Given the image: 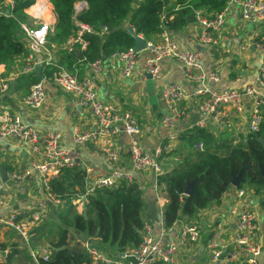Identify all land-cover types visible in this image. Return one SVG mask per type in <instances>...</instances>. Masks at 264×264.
<instances>
[{
	"label": "built area",
	"instance_id": "2783aa9c",
	"mask_svg": "<svg viewBox=\"0 0 264 264\" xmlns=\"http://www.w3.org/2000/svg\"><path fill=\"white\" fill-rule=\"evenodd\" d=\"M14 0L0 2V17L11 16L14 10ZM237 8L241 17L250 22L264 21V0H228L222 10L212 18H207L200 11H193L194 18L199 23L197 31L198 44L203 47H211L215 44L213 31L220 28L228 8ZM86 7L84 0H78L74 4V13H78ZM28 15V23H20L24 32L23 41L26 46V54L21 57V68L30 73L36 66L46 67L50 70L49 78L58 88L73 96L75 106L88 108L94 119V130L91 133L74 134L73 145L64 147L60 142V134L54 131H42L36 127L24 124L18 114L8 110H0V139L14 138L21 145L28 148L33 159L30 169L19 173L13 171L9 175L12 182L23 181L32 170L39 175L43 186L47 190L49 180L56 176L64 168L78 167L77 147L85 140L94 138L98 142V151L101 158L107 164L120 162V151L117 139H123L124 152L128 157L127 167L112 168L107 174L97 176L87 182L85 190L71 199V203L79 212L89 203L90 197L99 189L113 188L121 183L135 182L136 175L150 171L155 177L162 174L165 168L162 165L163 156L173 149V142L177 139L176 126L186 116L187 106L184 101L199 99V112L201 118L196 122L197 128H206L207 119L213 118L217 124L220 120L221 109L230 107L235 112L241 113L244 107V98L250 102V113L247 119L248 134L256 133L262 121L264 110V57L255 75L253 84L243 90L224 89L217 90L211 82L219 80L218 73L212 71L206 73L202 67V53L198 48L180 49L170 34L163 30L157 41L147 40L142 34L136 33L134 28L125 24V30L133 36L132 47L111 53L108 57L99 58L88 63L82 57L76 63H86L91 68V73L80 74L79 67L65 69L55 63L54 58L47 50L48 38L53 31L56 15L49 0H33L24 10ZM164 20V19H162ZM94 32L92 26L75 21L73 33L63 42L66 53H83L88 45L87 34ZM108 32L107 27L100 30V34ZM143 41V48H135L136 40ZM255 48L264 56V33L255 42ZM171 58L184 67L186 79L195 85L189 95H184L181 86L176 82L165 85L160 98L164 104V114L161 124L167 130L165 142L153 151H148L139 138V125L128 113L123 112L110 102L101 100L96 94L94 75L99 74L105 59L115 61L120 66V72L129 76L141 64L145 73L152 79L161 77V63L164 59ZM4 64L0 63V75ZM43 79L30 85L24 104L29 108H37L44 101ZM7 81H0V90L7 91ZM193 151L204 150V142L200 139L191 144ZM157 183V182H156ZM235 196L242 199L238 206L230 210L229 218L233 221L234 229L225 242L209 241L203 249L197 253V259L205 250L202 264H260L264 244L259 239V224L252 210L244 205V190L231 186ZM5 185L0 181V209L5 201ZM47 197L55 207L62 204L59 199L46 191ZM50 209L45 204H40L27 215H19L16 212L0 213V225L12 229L18 234L17 249L25 250L32 259V264L47 260L53 247L39 244L32 245L35 229L48 217ZM202 237V226L199 220L190 216L177 219L173 225L167 227L164 223L163 206L160 205L159 226L155 231L148 222H143L140 231V241L137 246H130L110 256L98 250L92 245L83 242V261L80 264H180V261L190 259L196 246ZM10 248L0 246V263H7V255ZM201 264V263H198Z\"/></svg>",
	"mask_w": 264,
	"mask_h": 264
},
{
	"label": "crops",
	"instance_id": "0c3cea01",
	"mask_svg": "<svg viewBox=\"0 0 264 264\" xmlns=\"http://www.w3.org/2000/svg\"><path fill=\"white\" fill-rule=\"evenodd\" d=\"M136 5L137 3L133 4L134 7ZM204 15L207 18H212L215 13ZM198 28L199 23L194 18L193 22H187V25L180 30H164L170 34L180 49L198 48L201 50L204 71L206 73L212 71L218 73L219 80L211 82L217 90L233 88L243 90L253 84L264 57L255 48V42L264 33V21L250 23L241 17L236 7L230 6L225 14L222 26L212 33L215 44L211 47H203L198 44ZM53 33L54 28L48 38L47 50L54 58L55 63L65 69H72V66L76 65L79 67L78 72L80 74L91 73L88 64L76 63L78 60L67 58L63 43L51 40ZM160 35L152 40H159ZM46 70L49 71L48 68L41 67L37 72L40 74L39 79L44 78V101L37 108H29L23 100L29 91L30 76L29 73L22 70L21 58H17L9 67L4 65L0 81H7L9 88L7 91L0 90V110H8L18 114L22 122L28 126L36 127L42 131L58 132L61 137V144L64 147H70L73 145L75 133L83 135L94 130V119L88 108L75 106L73 96L70 93L55 86L49 78L46 79ZM93 77L96 83L97 96L105 102L114 104L121 111L128 112L137 121L140 141L148 151H153L165 142L167 130L161 124V118L164 114V104L160 98L162 88L168 83L176 82L181 86L184 95H189L195 88V85L186 79L184 67L171 58L162 61L161 77L156 80L146 77L141 64L129 76H124L120 72L119 64L107 59L103 61L101 72ZM243 100L244 107L241 113L235 112L230 107L221 109L220 120L222 124L215 125L217 122L213 118L207 119L206 129H211L217 140H232L234 143L248 134L247 119L250 113V102L246 98ZM199 104V99L183 102V105L187 106V113L175 128L178 136L181 132L195 126L196 122L202 117L199 112ZM178 136L173 142V149L180 152L183 150V144ZM117 145L120 151V162L117 164L104 162L98 151V142L94 138L85 140L77 147L78 167L85 170L87 182L97 176L107 174L112 168L117 166L127 167L129 165L128 157L124 152L123 139L118 138ZM32 159L33 156L28 148L21 145L16 139H0V168L6 172V181H3L0 176V181L4 183L6 188L5 201L0 213L16 212L19 215H27L40 204H45L50 209L48 217L35 229V236L32 238L31 243L34 247H37L41 244L40 232L49 224V221L55 223L51 214V212L54 213L53 208L55 206L47 197L46 188L35 170H32L23 181L12 182L8 178L13 171L22 173L30 169ZM177 161L178 157L163 156L162 165L167 170L172 163ZM156 182L157 177L150 171L137 174L135 179V183L141 190V216L144 219L143 222L150 223L155 231L159 226L160 205L164 207L166 201V192L163 188L165 185H159ZM241 189L245 192L243 196L244 205L252 210L256 216L259 224V239L264 244V206L261 204V201L264 200V192L255 195V188L249 187L247 184ZM248 192L254 195H250ZM241 201L242 199L235 196L232 187L229 186L219 204H210L206 209L190 216L199 220L202 226V237L196 246L194 255L199 253L209 241L225 242L228 240L234 229L233 221L228 216L230 210L238 206ZM70 204L73 205L71 202ZM75 208L77 207L75 206ZM54 215L56 216V214ZM184 217L180 216V219ZM43 225L45 226L42 228ZM71 231L69 228L67 243ZM46 232L44 231V234ZM76 237V245L80 246L82 251L84 241L79 236ZM18 241L19 237L15 231L0 225V245H4L5 248L9 249L12 244H15L17 249ZM93 243L96 245V240ZM97 249L110 256L118 254L113 253L112 248ZM26 253L25 250H21L13 255L10 264H29ZM200 258L194 260L191 256L190 261V259H185V256H183L180 264H188L196 260L201 263ZM259 261L260 264H264V248Z\"/></svg>",
	"mask_w": 264,
	"mask_h": 264
},
{
	"label": "trees",
	"instance_id": "16d2710c",
	"mask_svg": "<svg viewBox=\"0 0 264 264\" xmlns=\"http://www.w3.org/2000/svg\"><path fill=\"white\" fill-rule=\"evenodd\" d=\"M14 1L12 15L0 17V63L7 67L27 52L20 23L29 22L24 10L33 0ZM77 1L49 0L56 15L51 40L63 43L73 33L75 21L92 26L94 32L86 35L88 45L83 53L65 52L68 59L80 60L83 57L91 63L133 46L134 38L125 30L126 23L145 39L152 40L164 29L177 31L185 27L187 16L193 11L206 15L220 12L228 0H84L86 7L74 13ZM134 3H137L135 7ZM104 26L108 32L100 34ZM50 73V70H46L45 75L49 77ZM39 75L35 70L29 73L30 85L40 80ZM178 138L183 150L172 149L164 155L178 157V161L157 176V183L165 185L162 186L166 192L163 207L165 226L173 225L180 216H192L210 204H219L230 186L232 174L241 173L244 179V182L238 183V188L250 184L255 188V195L264 192V143L259 141V138L264 140V110L258 131L234 143L232 140H217L211 129L195 126L181 132ZM198 139L204 142V150L195 152L191 144ZM86 177L85 170L77 166L64 168L49 180L46 191L63 203H70L74 196L85 190ZM191 182V193L182 200ZM261 204L264 206V200ZM141 207V190L135 182L97 190L85 205V216L82 210L70 212L63 218L59 210L61 206L54 207V221L60 234L53 244L51 256L45 261L40 259L38 264H80L83 261L82 251L73 255L67 248L69 228L76 236H88L92 246L96 240L94 247L102 250L112 248L115 254L127 247L137 246L144 221ZM86 208L91 209L92 217L87 214ZM56 218L61 224L57 223ZM0 246L5 248L4 245ZM19 251L12 244L7 263ZM26 259L32 264L28 253Z\"/></svg>",
	"mask_w": 264,
	"mask_h": 264
},
{
	"label": "rangeland",
	"instance_id": "374dc122",
	"mask_svg": "<svg viewBox=\"0 0 264 264\" xmlns=\"http://www.w3.org/2000/svg\"><path fill=\"white\" fill-rule=\"evenodd\" d=\"M249 187L251 186L253 188L252 185L247 184ZM250 195H254L251 192H248ZM63 207V208H62ZM62 208V209H61ZM61 208L59 210L62 211V217L66 218V214L68 213H74L79 212V210L77 208H75L74 205H71L70 203H64L61 205ZM75 209V210H74ZM87 214L92 217V212L91 209L86 208ZM48 225H43L42 228L45 226V228H43V230L40 232V243L42 245H48L50 247H52V245L54 244V242L57 240L59 234H60V229L56 226V224L53 221H49ZM44 231H47L46 234H44ZM43 233V234H42ZM69 240L67 243V248L72 249V250H76V251H81V247L76 245V241H77V237L76 234L71 231V234L69 236ZM95 246V245H94ZM205 250L202 251V255L201 257H205ZM198 260H196L195 262H189L188 264H198Z\"/></svg>",
	"mask_w": 264,
	"mask_h": 264
},
{
	"label": "water",
	"instance_id": "95a60500",
	"mask_svg": "<svg viewBox=\"0 0 264 264\" xmlns=\"http://www.w3.org/2000/svg\"><path fill=\"white\" fill-rule=\"evenodd\" d=\"M193 21H194V15H193V13H191V14H189V15L187 16V22H188V23H191V22H193ZM135 48H136L137 50L142 49V48H143V41L140 40V39L136 40ZM34 70H35L36 72H38V71L40 70V67H39V66H36V67L34 68ZM146 77H147L148 79H151V76H150L149 74H147V73H146ZM259 141H260V143H264V140H263L262 138H259ZM262 174H263V171H262ZM0 176H1V179H2L3 181H6V172H5L3 169H1V168H0ZM239 182H244V179L241 177V173H239L238 175H233V174H232V179H231V181H230V186H235V187H237ZM192 183H193V182H191V183L188 184V187H187L186 190L184 191V196L182 197V200H185L186 196H188V195L191 193ZM82 209H83V211H84V207H82ZM51 214H52L53 217H55V215H54L53 212H51ZM83 215L85 216V212H83ZM56 220H57V223L60 224V221H59L58 219H56ZM79 237L82 239V241H84V242H86V243H88V244L91 243V239H90L88 236L83 235V234H79ZM61 248H62V247H61ZM70 253H72V254L74 255V254L76 253V251H74V250H70ZM196 258H197V254L194 255V256H192V259L195 260ZM200 262H201V263L204 262V259H203L202 257L200 258Z\"/></svg>",
	"mask_w": 264,
	"mask_h": 264
}]
</instances>
